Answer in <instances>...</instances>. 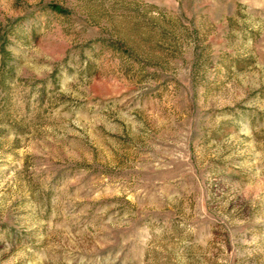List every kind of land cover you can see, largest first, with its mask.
<instances>
[{
    "label": "rangeland",
    "instance_id": "374dc122",
    "mask_svg": "<svg viewBox=\"0 0 264 264\" xmlns=\"http://www.w3.org/2000/svg\"><path fill=\"white\" fill-rule=\"evenodd\" d=\"M0 264H264V0H0Z\"/></svg>",
    "mask_w": 264,
    "mask_h": 264
}]
</instances>
